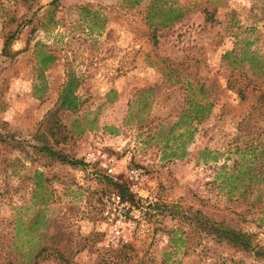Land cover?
<instances>
[{
	"label": "rangeland",
	"instance_id": "obj_1",
	"mask_svg": "<svg viewBox=\"0 0 264 264\" xmlns=\"http://www.w3.org/2000/svg\"><path fill=\"white\" fill-rule=\"evenodd\" d=\"M51 2L0 0V264H264L198 217L264 248V0Z\"/></svg>",
	"mask_w": 264,
	"mask_h": 264
},
{
	"label": "trees",
	"instance_id": "obj_2",
	"mask_svg": "<svg viewBox=\"0 0 264 264\" xmlns=\"http://www.w3.org/2000/svg\"><path fill=\"white\" fill-rule=\"evenodd\" d=\"M56 0H52L50 4H54ZM158 3V0H150L147 11L145 13V21L148 25L156 26L161 25L162 27H169L170 24H172L173 21L178 20L181 16V12H179L178 9L166 7L161 8L156 11L153 10L155 7V4ZM161 16L162 20H159L158 22H153V19H156V17ZM12 37L7 38L3 44L2 48V54L4 56H10L9 54V44ZM154 39V38H153ZM53 57L49 54H42L39 59V66L42 68H47V66L53 61ZM73 80H69L66 84V87L64 89V95H62V100L60 102V108L66 109L71 112H75V110L78 107V100L75 95L72 93V87L75 86ZM209 104L204 105H195L194 109V119H202L207 115ZM0 137H2L0 135ZM61 161L67 164H78V161L74 160H67L65 157L61 158ZM213 161H215L213 159ZM247 169L249 166H246ZM245 173L244 177L239 178L238 183L242 184L246 181L245 184H242L241 187L244 188L242 195L248 194V190L253 188V185L257 179L256 173L253 175L250 174V170H246L243 172V175ZM228 180H226L227 182ZM114 188L117 189L118 194L121 199H124L127 197L126 190H124V187L122 184H116L113 183ZM252 191V190H251ZM155 206L158 208V204H155ZM173 208L175 206H172ZM165 209V208H164ZM201 215V214H197ZM200 217L199 222H201V227H203V230L205 231L206 236H211L215 240L216 243H224L228 245L231 248H234L237 251H246V252H252L255 257H260L264 259V248L258 247L256 244H253V238L254 234L244 232L240 229H236L233 227H230L222 221H213L207 216H198ZM198 219V218H197Z\"/></svg>",
	"mask_w": 264,
	"mask_h": 264
}]
</instances>
